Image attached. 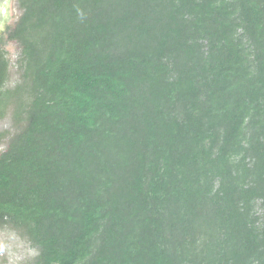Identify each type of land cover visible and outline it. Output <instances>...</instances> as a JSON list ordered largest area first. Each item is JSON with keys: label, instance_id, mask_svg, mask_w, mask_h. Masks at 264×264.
<instances>
[{"label": "trees", "instance_id": "trees-1", "mask_svg": "<svg viewBox=\"0 0 264 264\" xmlns=\"http://www.w3.org/2000/svg\"><path fill=\"white\" fill-rule=\"evenodd\" d=\"M17 5L0 230L32 264H264V0Z\"/></svg>", "mask_w": 264, "mask_h": 264}, {"label": "rangeland", "instance_id": "rangeland-1", "mask_svg": "<svg viewBox=\"0 0 264 264\" xmlns=\"http://www.w3.org/2000/svg\"><path fill=\"white\" fill-rule=\"evenodd\" d=\"M21 11L18 8L17 0H0V37L2 46L9 61V86H13L19 78L17 59L20 47L15 41H10L7 35V28H12ZM7 131L10 135L14 133L11 115L0 120V132ZM7 141L0 143V154L6 149ZM36 251L23 240L16 232L10 229L0 230V264H32Z\"/></svg>", "mask_w": 264, "mask_h": 264}, {"label": "flooded vegetation", "instance_id": "flooded-vegetation-1", "mask_svg": "<svg viewBox=\"0 0 264 264\" xmlns=\"http://www.w3.org/2000/svg\"><path fill=\"white\" fill-rule=\"evenodd\" d=\"M2 30H0V33H1Z\"/></svg>", "mask_w": 264, "mask_h": 264}]
</instances>
